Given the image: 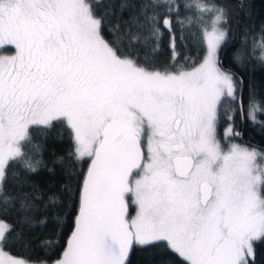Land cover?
Returning a JSON list of instances; mask_svg holds the SVG:
<instances>
[{"label":"snow or ice","instance_id":"1","mask_svg":"<svg viewBox=\"0 0 264 264\" xmlns=\"http://www.w3.org/2000/svg\"><path fill=\"white\" fill-rule=\"evenodd\" d=\"M101 7L104 0H0V216H17L15 225L0 220V264H36L13 254L35 224L34 197L20 185L42 165L34 134L57 127L72 138L69 158L87 169L74 186L68 171L64 202L49 197L52 208L78 200L53 264H132L136 248L172 254L163 264H255L254 246L264 243V150L225 149L218 138L224 116L226 139L243 136L233 127L237 109L225 106L239 101L245 111L244 78L221 60L227 7L125 0L115 25L113 6ZM194 26L204 55L185 70L178 48ZM165 34L172 63L160 65ZM257 47L264 63V35L253 54ZM231 59L244 65L245 52ZM258 114L264 106L249 86L247 119L264 131ZM17 169L24 179L13 191Z\"/></svg>","mask_w":264,"mask_h":264},{"label":"trees","instance_id":"2","mask_svg":"<svg viewBox=\"0 0 264 264\" xmlns=\"http://www.w3.org/2000/svg\"><path fill=\"white\" fill-rule=\"evenodd\" d=\"M125 0H104L105 7L98 8V12L103 14L107 5L111 4L112 11L116 15L110 16L109 19L113 25L119 23L120 13L119 6ZM220 6H226L229 11V23L227 27L231 29L228 40L227 55H221L223 67L231 69L237 78L243 76L245 87L242 93V102L244 107L243 123L239 115V104H227L226 108H236L233 127L237 130L242 124L243 137L253 141L260 150H264V131H261L259 124L253 125L247 119V107L249 102V86L255 93L258 102L264 106V63L259 60L260 49L257 47L255 53L251 51L253 47L260 43L261 28L264 26V0H215ZM184 15H191L185 12ZM127 14L124 19H127ZM183 18V17H182ZM160 25L163 28V16L160 18ZM179 28V25L176 26ZM179 36L180 33L177 32ZM187 39L178 48L180 64L186 65L185 70L191 69L193 62L198 64L204 55L203 45L199 43L200 32L198 27H191L185 32ZM169 37L167 34L163 37L162 51L157 57L160 65H168L172 63V52L168 47ZM243 50L246 56L244 65H237L231 59L232 55L237 51ZM187 57V60H185ZM258 114V118H262ZM229 126L227 116H224L218 124V137L225 127ZM34 144L43 145L41 154L35 156V159L42 161V165L37 172L27 176V182L20 185L24 192L34 197L33 203L35 207L32 215L35 217V224L30 233L26 237L24 248L17 247L13 250L14 255H27L36 263H47L57 259L66 243V238L72 231L74 216L77 210L78 200L73 198L66 203L65 207L52 208L49 205V197L55 194L61 202L65 200L66 186L69 185L68 171H72L71 184L77 183V177L81 171H85L87 165L76 162L74 158L70 159L68 153L72 149V138L69 133L60 127L53 131L43 134H34ZM63 157L64 162H60ZM16 171V179L10 180L9 189L15 190L18 181L24 179L20 169ZM61 217L56 220V217ZM0 220H4L9 224H16L17 216L14 213L8 216H0ZM46 221V226L40 224V221ZM45 241L50 244L45 245ZM255 264H264V243L255 244ZM172 254L162 252L158 248L141 249L136 248L131 254L132 264H163L164 261L171 262Z\"/></svg>","mask_w":264,"mask_h":264},{"label":"flooded vegetation","instance_id":"3","mask_svg":"<svg viewBox=\"0 0 264 264\" xmlns=\"http://www.w3.org/2000/svg\"><path fill=\"white\" fill-rule=\"evenodd\" d=\"M241 123H243V122H241ZM242 126L243 125L240 124V127L237 129V131L242 132ZM218 138L220 139L221 143H223L224 145H225V143H228V144H240V145H243V146L259 148V146H257L253 141H250V140L244 138L243 136L240 139H232L229 142H227L226 140H224L225 138L222 137V136H220ZM132 212H133V214H135L134 209H132Z\"/></svg>","mask_w":264,"mask_h":264},{"label":"rangeland","instance_id":"4","mask_svg":"<svg viewBox=\"0 0 264 264\" xmlns=\"http://www.w3.org/2000/svg\"><path fill=\"white\" fill-rule=\"evenodd\" d=\"M203 59V58H202ZM188 70H190V69H188ZM247 114V113H246ZM260 121H262V122H264V117H262V118H258ZM229 127V126H228ZM228 127H225L224 129H223V131H222V133H221V136L222 137H224L225 139L224 140H226L227 142H229V140H227L226 139V137H225V130L228 128ZM231 141V140H230ZM222 145L224 146V148L225 149H227V147H228V143H225V145L222 143ZM259 149V148H258ZM36 264H47V263H45V262H43V263H36Z\"/></svg>","mask_w":264,"mask_h":264},{"label":"water","instance_id":"5","mask_svg":"<svg viewBox=\"0 0 264 264\" xmlns=\"http://www.w3.org/2000/svg\"><path fill=\"white\" fill-rule=\"evenodd\" d=\"M240 102L238 101V104H239ZM239 115L241 116V114H240V112H239ZM243 117H244V115L243 116H241V122H243ZM87 169V168H86ZM86 171V170H85ZM77 208H78V205H77ZM74 219H75V216H74ZM72 229H73V227H72ZM71 229V230H72ZM72 232V231H71ZM71 232H70V234L68 235V237L66 238V243H65V245H64V248H63V250L61 251L62 253H63V251L65 250V247H66V245H67V241H68V238L70 237V235H71ZM62 253L60 254V256L57 258V259H55V260H58V259H60L61 258V256H62ZM54 260V261H55ZM53 261V262H54ZM53 262H52V264H53Z\"/></svg>","mask_w":264,"mask_h":264}]
</instances>
